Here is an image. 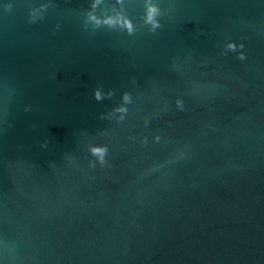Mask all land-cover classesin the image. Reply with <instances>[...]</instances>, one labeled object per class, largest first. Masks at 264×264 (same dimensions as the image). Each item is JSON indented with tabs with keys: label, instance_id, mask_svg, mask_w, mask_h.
I'll list each match as a JSON object with an SVG mask.
<instances>
[{
	"label": "water",
	"instance_id": "1",
	"mask_svg": "<svg viewBox=\"0 0 264 264\" xmlns=\"http://www.w3.org/2000/svg\"><path fill=\"white\" fill-rule=\"evenodd\" d=\"M0 264H264V0H0Z\"/></svg>",
	"mask_w": 264,
	"mask_h": 264
},
{
	"label": "clouds",
	"instance_id": "2",
	"mask_svg": "<svg viewBox=\"0 0 264 264\" xmlns=\"http://www.w3.org/2000/svg\"><path fill=\"white\" fill-rule=\"evenodd\" d=\"M92 7L95 8V4H93ZM156 12H157V10H156L155 8H150V9H149L148 22L151 23V24L153 25V29H155V28H157V27L160 26V25H159L158 23H156L155 20H154V17H155V15H156ZM89 19H90L91 21H93V22L95 23L96 26H99L100 23H101V22H100L99 20H97V18H96L95 16H93V15H90V16H89ZM103 23H104V24H107V25H109V26H112V25H115V24L117 23V21H114V20H112V19H107V20H105ZM124 26L127 27L128 31H129V34H131V31H132V26H131V24L125 22ZM228 47H229L230 49H233V50L235 49V46H234V45H231V44H230ZM240 59H244V56H241ZM109 95H111V93H109ZM95 99L98 100V101L102 99V95H101V92H100V91H96V92H95ZM128 99H129L128 96L125 95V96H124V101H125L126 103L128 102ZM118 110H119V111H125V109H123V108L118 109ZM92 151H93V154H94V155L100 156V157H101V162H103L102 157H103V154H104V152H105L106 150H105V149H100V148H95V149H93Z\"/></svg>",
	"mask_w": 264,
	"mask_h": 264
}]
</instances>
